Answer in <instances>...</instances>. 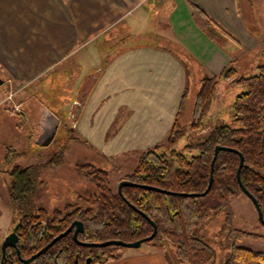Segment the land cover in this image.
<instances>
[{"label":"crops","instance_id":"obj_1","mask_svg":"<svg viewBox=\"0 0 264 264\" xmlns=\"http://www.w3.org/2000/svg\"><path fill=\"white\" fill-rule=\"evenodd\" d=\"M255 7L261 11L262 5L254 0H0V77L6 78L0 113L7 118V112L17 113L8 120H21L33 137L35 120L54 113L59 126L74 120L81 140L107 159L139 154L163 143L175 121L190 115L191 90L180 107L193 73L199 79L218 76L230 62L237 65L238 57L208 34L201 20H211L212 31L237 52L247 51L253 72L262 63L264 42L254 34L259 26L246 21ZM59 76L69 81L71 94L68 100L57 97L52 106L33 89L41 80L56 87ZM36 104L42 105L39 116ZM63 108L65 119L57 112ZM8 148L0 149V165ZM151 247L105 264H170L165 246Z\"/></svg>","mask_w":264,"mask_h":264},{"label":"trees","instance_id":"obj_2","mask_svg":"<svg viewBox=\"0 0 264 264\" xmlns=\"http://www.w3.org/2000/svg\"><path fill=\"white\" fill-rule=\"evenodd\" d=\"M198 12L205 17L201 10ZM210 25L211 20L208 18L201 20V27L208 34L213 33ZM233 62L218 76L204 75L201 78L191 113L193 139L184 144L182 150L176 148L185 134L179 120H176L166 141L143 151L137 168L122 178L167 191L197 195H178L138 186H124L120 194L110 186L106 169L91 162L76 164L93 190L86 195H79L75 202L68 203L65 208L54 209L52 213L40 207L36 213L22 214L20 218L23 223L18 230L21 256L28 258L39 251L74 219L84 222L85 230L81 238L96 242L108 239L134 241L149 236L153 231V220L158 227L157 233L147 243L165 246L170 264H213L216 250L199 233L211 217L224 211L227 218L222 233L226 239H231V243L221 264H264L263 251L237 244L243 238L264 239L262 234L234 225L231 202L234 195L242 191L237 179L240 162L238 152L226 149L218 152L213 183L204 193L210 182L215 147H232L244 155L241 180L258 199L264 213V63L257 66L254 74L243 75ZM223 80L241 89L230 104L234 124L219 121L217 116L210 115L218 100L217 89ZM187 95L188 88L180 109ZM13 154L14 150L8 148L3 166L10 164ZM37 167L35 164L26 167L15 164L9 172L12 178L9 194L15 203H25L33 193ZM51 217L56 219L54 223L57 224L54 226L51 225ZM38 220L47 224V231H44L40 222L37 223ZM74 248L72 237L65 236L33 262L24 263L19 259L16 248L8 247L6 264H70ZM118 249L114 245L103 247L101 250L105 256L98 262L122 258L123 253ZM171 249L176 263L168 253Z\"/></svg>","mask_w":264,"mask_h":264},{"label":"rangeland","instance_id":"obj_3","mask_svg":"<svg viewBox=\"0 0 264 264\" xmlns=\"http://www.w3.org/2000/svg\"><path fill=\"white\" fill-rule=\"evenodd\" d=\"M254 3H256L257 6L262 5L260 8L261 11H258V7H255V12L246 17V21L250 25L253 20H256L259 28L254 30V34L259 40L264 42L262 40L264 39V0H254ZM213 34L222 42L221 46L223 48L226 50L228 49L227 51L230 50L235 57H238L237 65L234 67H236L241 74L252 75L257 71L256 68L253 72L251 56L247 55V51L240 49V51L237 52L235 50L237 46L234 44L229 46V40L225 36L217 31H213ZM210 35L212 36V34ZM232 48H234V51L231 50ZM261 48L264 50V43ZM262 63H264V59ZM194 71L195 70H192V72ZM193 75L194 77L192 82L189 83L190 88L188 90H191L194 103L195 94L200 87V80L202 77L199 79L200 74H197V72L193 73ZM3 79L6 78L4 77ZM64 80V77L59 76L56 87L50 86L46 81L41 80V82L34 86L33 90L36 92L37 96L45 98L48 102L50 101L49 103L52 106H55L54 101L58 100L56 99L57 97H63L67 100L70 97L71 92L68 89L71 88V85L68 84L69 81L67 82ZM5 87L6 85H0V92L5 90ZM240 90L241 89L232 82L223 80L217 89L216 98L218 100L210 111L211 117L217 116L216 118L219 121L234 124L230 112V104ZM6 92L7 90L3 92V95H5ZM7 106L9 110L11 108L13 109L11 103ZM41 106V104H36L34 106L37 116H39L38 112H40ZM193 106L194 104L190 110V115H188L189 118H187V115V117L184 115V117L179 120V124L184 128L185 134L176 144L178 150H182L184 144L193 139L190 128ZM71 107L72 105L70 108ZM57 112L65 119L67 113L64 108L57 110ZM6 115L8 118H11L10 115H13L15 119L19 116L17 113L9 112H7ZM207 117L209 116L207 115ZM8 118L3 111L0 113V149L1 147L9 146V148L14 150L10 164L6 165V167L0 165V237L8 231V225L11 224L13 226L14 222L20 218L24 212L34 213L37 212L40 207L49 210L55 208L62 209L68 203L75 202L78 195H86L90 190H93L92 185L82 175V171L78 169L76 164L91 162L100 168L106 169L109 174L110 186L116 190L120 184L121 178L131 174L137 168L141 156L144 153L141 152L133 156L107 159L81 140L78 133L74 130V120H61V124L57 129L53 141L47 146H42L37 144L35 140V137H37L36 135H38L37 128L34 129L35 137H33V129L31 127L28 129L25 125H20V122H22L21 120H8ZM208 120L211 119L208 118ZM15 164L21 167L34 164L36 167L38 166L34 174L35 189L25 203H15L8 192L12 180L9 172ZM231 204L235 216L234 225L237 228L264 235V223L259 218L255 204L244 192L239 191L235 194ZM226 218L227 215L224 211L218 213L208 220L199 233V236L204 237L216 250L217 255L213 264H221V259L226 255L227 247L231 243V239H226L222 233V228H224L226 224ZM237 244L252 250L264 252V239L243 238L239 239ZM151 246L160 247L144 242L139 248L122 247L118 250L120 253H125L137 249L152 248ZM172 247L174 248V246ZM172 249L169 250L168 253L176 263V258L173 255L174 252Z\"/></svg>","mask_w":264,"mask_h":264},{"label":"water","instance_id":"obj_4","mask_svg":"<svg viewBox=\"0 0 264 264\" xmlns=\"http://www.w3.org/2000/svg\"><path fill=\"white\" fill-rule=\"evenodd\" d=\"M4 83V79L2 77H0V85H2ZM43 116L48 119L49 123L46 124V126L42 129V131L37 135L36 137V143L42 146H47L49 145L53 139L55 138V135L57 133V129L59 126V118L54 114V113H47V111L43 114ZM222 149H226V150H231V151H235L238 152L240 155V162H239V166L237 169V179L239 181V184L241 186L242 191L253 201V203L256 206L258 215L260 220L264 223V213L262 211V208L259 204L258 199L246 188V186L243 184L242 180H241V176H240V172L242 170V168L245 166V158L244 155L239 152L238 150L232 148V147H228V146H221V145H217L215 147V151H214V158L212 160V169H211V176H210V182L208 185L207 190L204 192L206 193L210 188L211 185L213 183V172H214V163L215 160L217 158L218 152ZM124 186H138V187H142L145 189H153V190H158V191H163L166 193H173V194H178V195H197V193H181V192H172V191H167V190H163L160 189L156 186H152V185H147V184H139V183H135L132 182L130 180H126L123 179L120 181L119 184V192L122 194V188ZM203 193V194H204ZM143 213V212H142ZM143 215L145 217H147V215L145 213H143ZM148 218V217H147ZM151 223L153 225V231L149 236L140 238L138 240L135 241H131V242H127L124 240H120V239H111V240H107V241H103V242H83L84 245L87 246H99V247H103V246H108V245H117V246H124V247H134V248H138L141 246L142 243L147 242L151 239H153L157 233V225L156 223L151 220ZM22 224V218L19 219V221L12 227L11 231L7 234V236L4 238L2 244H1V259H0V264H6V250L8 247H14L17 250L19 259L21 261H23L24 263H31L34 261L35 258H37L39 255H41L45 250H47L49 247H51L56 241H58L61 237H63L64 235H66L73 227L70 226L65 232L59 234L58 236H56L54 239H52L46 246H44L41 250H39L37 253L33 254L32 256H30L29 258H22L21 257V253H20V249L18 248V242H19V235H18V230L20 228ZM79 230H83V224L82 223H78V228L76 229L75 232V238L77 239V233ZM86 264H89L88 262Z\"/></svg>","mask_w":264,"mask_h":264},{"label":"flooded vegetation","instance_id":"obj_5","mask_svg":"<svg viewBox=\"0 0 264 264\" xmlns=\"http://www.w3.org/2000/svg\"><path fill=\"white\" fill-rule=\"evenodd\" d=\"M38 122V123H37ZM35 123H36V125H37V127H38V134H39V132L40 131H42V129L46 126V124H48L49 123V121H48V119H46L43 115H42V117L40 116V118L38 119V120H35ZM121 180H123L122 178H121ZM120 180V181H121ZM126 180H128V179H126ZM114 190V189H113ZM118 190V192H119V186H118V188L115 190V191H117ZM120 193V192H119ZM121 194V193H120ZM79 196V195H78ZM66 207V205L64 206V208ZM47 209V208H46ZM56 209V208H55ZM54 210V209H53ZM53 210H49L50 211V213H52V211ZM38 211H39V209H38ZM27 213H29V212H24L23 214H27ZM34 213H36V212H34ZM19 219L20 218H18V221H19ZM56 219H54V217H51L50 218V221H51V225L52 226H54L55 224H57V223H54V221H55ZM17 221V222H18ZM16 222V223H17ZM41 223L40 225H42V227H43V229H44V231H47L48 230V226H47V224L43 221V220H38V222L37 223ZM82 223L83 224V230H79L78 231V233H77V239L75 238V232H76V229L78 228V223ZM15 223V224H16ZM22 223H23V220H22ZM14 224V225H15ZM13 225V226H14ZM22 225V224H21ZM73 225V227H72V229L66 234V235H64L63 237H65V236H71L72 237V240H73V242L75 243V248H74V250H75V252L73 253V256H72V259H71V263L70 264H86L87 262L89 263V264H105V263H108V262H112V261H116V260H112V261H107V262H98L99 260H103L102 258L105 256V255H103V251L101 250L103 247H107V246H103V247H99V246H87V245H84L83 244V242H96V241H87V240H83L82 238H81V234L84 232V230H85V225H84V222L82 221V220H80V219H74V220H72L71 222H70V224L64 229V230H62L61 232H59L56 236H58L59 234H61V233H63V232H65L70 226H72ZM12 226V227H13ZM12 229V228H11ZM55 236V237H56ZM54 237V238H55ZM63 237H61V238H63ZM146 237V236H145ZM53 238V239H54ZM60 238V239H61ZM59 239V240H60ZM58 240V241H59ZM108 240H111V239H108ZM120 240H122V239H120ZM152 240V239H151ZM58 241H56L55 243H57ZM104 241H107V240H104ZM135 241V240H134ZM150 241V240H149ZM100 242H103V241H100ZM127 242H131V241H127ZM148 242V241H147ZM49 243V242H48ZM47 243V244H48ZM54 243V244H55ZM2 244V243H1ZM1 244H0V249H1ZM46 244V245H47ZM53 244V245H54ZM143 244V243H142ZM141 244V245H142ZM45 245V246H46ZM112 245H114V244H112ZM112 245H108V246H112ZM114 246H116V247H119V248H122V247H124V246H117V245H114ZM161 246H163V245H161ZM44 247V246H43ZM50 248V247H49ZM48 248V249H49ZM139 248V247H138ZM42 249V248H41ZM40 249V250H41ZM38 252V251H37ZM37 252H35V253H37ZM34 253V254H35ZM1 254H2V251H1ZM32 256V255H31ZM40 256V255H39ZM19 257V256H18ZM22 257V256H21ZM123 257V256H122ZM23 258V257H22ZM29 258V257H28ZM36 259V258H35ZM34 259V260H35ZM118 260V259H117ZM66 264H69V263H66Z\"/></svg>","mask_w":264,"mask_h":264},{"label":"built area","instance_id":"obj_6","mask_svg":"<svg viewBox=\"0 0 264 264\" xmlns=\"http://www.w3.org/2000/svg\"><path fill=\"white\" fill-rule=\"evenodd\" d=\"M17 109H19V106H16Z\"/></svg>","mask_w":264,"mask_h":264}]
</instances>
